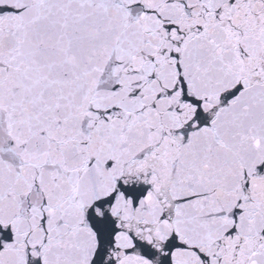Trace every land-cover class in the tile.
Segmentation results:
<instances>
[{
	"label": "snow or ice",
	"instance_id": "1",
	"mask_svg": "<svg viewBox=\"0 0 264 264\" xmlns=\"http://www.w3.org/2000/svg\"><path fill=\"white\" fill-rule=\"evenodd\" d=\"M0 264H264V0H0Z\"/></svg>",
	"mask_w": 264,
	"mask_h": 264
}]
</instances>
